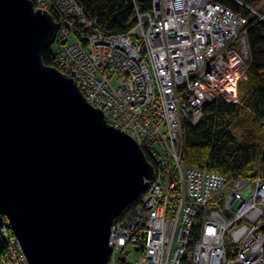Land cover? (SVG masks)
<instances>
[{"label": "built area", "instance_id": "obj_1", "mask_svg": "<svg viewBox=\"0 0 264 264\" xmlns=\"http://www.w3.org/2000/svg\"><path fill=\"white\" fill-rule=\"evenodd\" d=\"M31 1L57 23V68L155 169L114 221L110 264H264L262 166L225 176L183 159L184 122L197 124L218 96L239 103L248 18L215 0H153L133 28L112 33L80 0ZM1 235L0 264H30L6 217Z\"/></svg>", "mask_w": 264, "mask_h": 264}, {"label": "water", "instance_id": "obj_2", "mask_svg": "<svg viewBox=\"0 0 264 264\" xmlns=\"http://www.w3.org/2000/svg\"><path fill=\"white\" fill-rule=\"evenodd\" d=\"M56 34L31 0H0V210L30 264H110L114 221L155 169L44 63Z\"/></svg>", "mask_w": 264, "mask_h": 264}, {"label": "trees", "instance_id": "obj_3", "mask_svg": "<svg viewBox=\"0 0 264 264\" xmlns=\"http://www.w3.org/2000/svg\"><path fill=\"white\" fill-rule=\"evenodd\" d=\"M92 18H97L106 32L122 33L137 23V9L144 12L153 0H80ZM248 18L249 56L247 78L239 82L240 103L222 96L205 106L197 124H183V159L192 168L208 169L225 176L249 175L250 165L262 166L264 173V19L253 14L263 0H215ZM243 4H241L240 2ZM264 15V10L259 11ZM45 64L58 67L51 47L44 49ZM242 132L241 139L235 132ZM5 217L0 210V261L8 248L1 235ZM9 230L11 228L9 227Z\"/></svg>", "mask_w": 264, "mask_h": 264}, {"label": "rangeland", "instance_id": "obj_4", "mask_svg": "<svg viewBox=\"0 0 264 264\" xmlns=\"http://www.w3.org/2000/svg\"><path fill=\"white\" fill-rule=\"evenodd\" d=\"M263 7H264V0H263V2L257 7V11H262ZM51 48H52L53 52L57 55V53L59 52V44H58V43H53V44L51 45ZM247 68H248V64H246V72H247ZM246 74H247V73H245L244 76H242V78L239 80V82L247 78ZM238 86H239V83H238ZM240 97H241V96H240V94H239V98H238L239 103H240ZM241 135H242V132H241L240 130H238V131L235 132V138H237V139H241ZM254 165L256 166L257 164H252V165H250V168H252ZM252 169H253V168H252ZM129 258H130V261H131V262H134V261L137 259V255L134 254V253H132V254L130 255Z\"/></svg>", "mask_w": 264, "mask_h": 264}, {"label": "bare ground", "instance_id": "obj_5", "mask_svg": "<svg viewBox=\"0 0 264 264\" xmlns=\"http://www.w3.org/2000/svg\"><path fill=\"white\" fill-rule=\"evenodd\" d=\"M262 10H264V7H263V9H262ZM199 121H200V120H199ZM199 121H198V122H199ZM198 122H197V123H198ZM151 164H152V163H151Z\"/></svg>", "mask_w": 264, "mask_h": 264}]
</instances>
